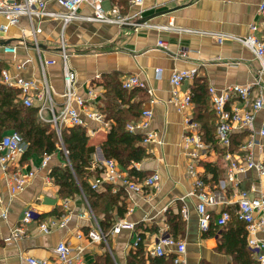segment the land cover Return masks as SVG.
Segmentation results:
<instances>
[{
    "label": "crops",
    "instance_id": "crops-1",
    "mask_svg": "<svg viewBox=\"0 0 264 264\" xmlns=\"http://www.w3.org/2000/svg\"><path fill=\"white\" fill-rule=\"evenodd\" d=\"M262 1L264 0H145L141 7H131L129 0H105L103 6L106 11L117 5L122 15L132 16L140 10L141 14L136 18L138 22L143 18L159 15L149 21V24L154 27L173 24L176 30L159 31L145 26L136 30L131 27L77 20L63 31L59 21L43 18L34 21V26L41 29L37 35L39 49L36 47L31 23L27 18H22L7 35L0 33V66L12 76L42 81L40 56L43 61L56 62L55 65L46 66L45 71L58 112L64 103L60 58L63 39L71 55L70 66L77 76L78 94L87 97L91 92L95 101L91 102L90 108L102 113L109 124L105 127L92 122L89 130L92 131L91 135L87 129L89 145L96 148L92 171L98 166L97 162L105 159L101 146L107 141L111 127L115 124L113 120H106V115L101 110L104 107L107 76L116 75L120 83L126 77L137 76L147 84L153 91V96L148 95L145 90H127L128 93H135L130 103L146 100L143 111H154L149 131L158 133L163 141L162 145L154 142L142 145L148 157L136 164V167L146 177L155 173L160 177L158 188L147 191L144 196L127 190L121 184H104L96 192L99 197L92 198L91 203L84 194L66 197V190L58 187L50 177L53 167L65 166L67 162L59 151L52 155L47 169L41 168L44 156L37 155L27 158L25 154L18 155L14 163L8 164L7 171H3L0 165V196L3 198L0 215L3 210L9 213L6 220L0 216V264H28L26 257L56 264L55 249L60 242L68 243L74 256L81 249L83 264H94L98 257L107 253L113 257L116 264H127L129 253L136 251L134 245L138 239L141 242L142 238L144 251L148 256L159 238L163 235L172 237L168 220L171 215L178 214L182 217L184 229L177 240L186 243L188 264L234 263L233 255L229 254L225 247L218 250L224 242L223 231L245 227V224L237 219L235 190L228 181V162L225 160V154L229 151L238 155L242 143L249 140L250 133H235L229 150L218 147L214 137L216 123L210 97L207 104H204L202 93L195 90V83L203 84L209 96L210 87L224 90L232 85H249L255 81L259 63L254 55L231 39L219 44L217 37H246L253 23L264 32V16L258 12ZM47 10L64 12L55 0H47ZM79 14L91 15L92 9L83 6ZM7 41L11 43L5 45L4 42ZM160 41L165 42L164 47L158 45ZM5 46L17 47V53L6 54ZM18 66L22 68L18 69ZM194 69L197 70V76L185 81L180 89L181 94L192 93L193 104L189 110L179 113L172 103L173 87L170 78L176 71ZM0 82L2 83L1 77ZM258 93L259 89L256 87L252 91V97H257ZM152 101L154 103H151ZM232 103L246 109L245 105L235 99ZM41 104L36 100L33 108L22 107L23 120L39 121L38 108ZM19 105L22 106L20 100ZM128 106L129 104L126 105ZM188 114L198 125V130L189 129L186 125L185 118ZM263 123L264 109L256 115V132ZM198 131L203 133L207 150L202 152L201 159L194 161L191 156L194 147H186L183 139ZM254 152L256 160L264 159V154L258 147ZM191 165L195 167L198 177L189 173ZM18 171L25 175L28 181L21 192L13 194L10 190V178ZM32 172L35 176L28 177ZM98 176L94 172L89 183ZM237 177L240 181L239 192H249L254 186H259L255 172L249 171ZM197 178L204 180L207 190L218 193L223 202L208 209L213 231V235L209 237L200 231L198 200L192 195L198 191L195 187ZM27 210L34 211L36 218L24 226L26 237L18 242L7 243L5 239L10 236L12 230L23 225L22 220ZM184 211L188 219L184 218ZM224 211L232 216V220L226 226L219 227L216 222ZM68 216H71L70 222L61 226ZM121 220L133 223L135 230L114 235L113 229ZM42 222L55 225L51 234L42 233ZM96 229L102 231L104 241L89 240V232ZM248 250L252 255L251 250ZM172 257L173 254L168 258ZM252 258L255 261L253 255Z\"/></svg>",
    "mask_w": 264,
    "mask_h": 264
},
{
    "label": "built area",
    "instance_id": "built-area-1",
    "mask_svg": "<svg viewBox=\"0 0 264 264\" xmlns=\"http://www.w3.org/2000/svg\"><path fill=\"white\" fill-rule=\"evenodd\" d=\"M60 7L63 8V13L49 12L47 10V0H0V33L7 35L10 29L17 26L22 18H27L32 27V36L39 49L37 35L41 29L34 26V21H40L43 18L59 21L62 30L64 31L70 24L77 20H83L92 23H101L108 25H116L118 27H131L139 29L140 27L155 28L159 31H174L176 27L173 24L167 26L154 27L149 22L139 25L136 18L141 14L139 10L132 16H124L121 14L119 6H113L109 11L104 9L105 0H55ZM145 0H129L131 7H141ZM83 6L90 7L92 14L81 16L80 10ZM258 12L264 16V1L259 4ZM3 21V22H2ZM226 39H231L245 48H247L259 63L258 76L255 81L249 85H232L224 90H218L215 87L208 89L210 103L215 114L216 130L215 142L218 147L229 150L232 147V138L235 133L249 132V140L242 143L238 155L234 152H227L225 160L228 162V181L233 185L235 190L234 200L237 205V219L245 224L247 233V246L251 250L252 255L257 264H264V159L256 160L255 148L264 154V123L260 130H255L256 115L264 109V32H261L260 27L253 23L250 25V33L246 37H234L230 35H219L217 41L223 44ZM160 47L165 46V42L160 41ZM6 54L15 55L17 47L5 46ZM40 52V51H39ZM70 53H68L65 42L62 39L60 58L62 60L63 81H64V103L61 111H57L56 105L52 98L51 88L46 78V66L55 65L54 60L43 61L40 56L43 80L35 79L24 80L12 76L7 70L1 72L2 84L10 89L18 91V99L21 101L22 107L31 109L34 107L35 101L41 102L38 108L39 121L49 123L54 126L60 141H62V132L66 129L74 127H83L88 129L89 134L90 124L92 122L100 123L105 127L109 124L105 121L104 115L99 111L90 108L91 102L95 101V96L89 92L87 97L78 94L76 83V73L70 66ZM22 66H18L21 69ZM158 74L160 72H157ZM197 76V70L176 71L170 78V83L173 87L172 103L176 106L179 113H184L189 110L193 104V95L191 92L181 94L180 89L183 83L189 79H194ZM159 77V76H158ZM99 78V77H98ZM122 88L125 90H145L148 95L153 96V91L148 88L147 84L137 76H129L121 81ZM259 89L257 97H252V91L255 88ZM241 102L245 108H241L238 104L232 103L233 100ZM151 103H154L152 101ZM154 111L145 109L141 118L137 122H129L127 131L133 134L143 133L142 145L149 143H157L162 145L163 141L159 138L158 133L149 131ZM185 123L189 129L198 130V125L194 123L188 114L185 118ZM258 138H256V135ZM141 135V134H140ZM183 142L185 146H193L194 150L191 153L195 160L202 158V152L205 153L207 145L203 140V133L200 131L187 135ZM28 150V144L23 136L16 132L10 131L4 133L0 137V165L3 171H7L8 164L14 163L18 155H23ZM64 154L68 162L69 152L63 147ZM203 153V154H204ZM52 155L43 157L41 168L47 169L51 162ZM98 166L95 169L100 171L97 178L91 183V188L98 191L104 184L115 186L121 184L127 190L144 196L147 191L158 188L160 177L157 173L140 181L136 177L130 175L129 170L123 168L114 159H104L97 162ZM138 172L140 170L136 164L132 167ZM249 171L255 172L258 178L259 186L253 187L251 191L239 192L238 187L240 181L239 174H245ZM189 173L198 177L194 166L189 167ZM35 173L32 172L28 177L33 178ZM28 178L21 172H15L10 178V190L13 194L21 192L27 184ZM195 187L198 191L192 193L198 200L197 212L199 216V228L202 234L209 231L211 219L208 215V209L222 204L218 193L207 190V184L202 179H196ZM3 207V198L0 196V210ZM8 211L1 212L3 220L8 219ZM183 216L188 219L186 211ZM36 214L32 210H27L24 214L23 225L12 230L10 236L5 239L7 243L18 242L24 239L27 231L25 225L30 224L35 220ZM71 220V216L64 219L61 226H65ZM232 220V216L224 211L217 219V226H226ZM54 224L42 222L40 229L42 233L49 235L52 233ZM135 230V225L126 220L119 221L114 229L113 234L119 235L124 231L132 232ZM82 238L81 236H79ZM91 242H102L105 236L100 229L92 230L88 234ZM140 239L134 246H138ZM168 249V250H166ZM56 264H83L81 249L77 255H72V249L68 243L60 242L56 249ZM173 254L172 264H188L186 243L178 241L171 236L163 235L159 238L154 249L149 251L148 255L153 257H169ZM28 264H48L46 261L34 257H26Z\"/></svg>",
    "mask_w": 264,
    "mask_h": 264
},
{
    "label": "trees",
    "instance_id": "trees-1",
    "mask_svg": "<svg viewBox=\"0 0 264 264\" xmlns=\"http://www.w3.org/2000/svg\"><path fill=\"white\" fill-rule=\"evenodd\" d=\"M2 70L3 68L0 66V77ZM195 84V90L202 93L204 104H207L209 96L204 85ZM105 88L104 107L101 110L105 113L106 120H113L115 124L111 127L107 141L101 146L104 157L108 160H116L123 168L129 170L130 175L136 176L142 181L147 177L132 167L148 157V154L142 146L143 135L127 131V124L139 121L146 100L130 103L135 97V93H128L123 89L118 77L114 74L106 77ZM18 95V91L10 89L0 82V137L9 131L20 133L28 144L26 158L33 155L41 157L54 155L59 151L65 159L64 147L69 152L68 162L65 163V166L53 167L50 177L58 187L66 190V197L84 194L91 203V199L99 197V195L96 193L97 191L92 190L91 183H89L90 178L94 172L99 175L100 171L95 168L94 172L92 171L93 155L96 153V148L89 145L90 138L87 129L83 127L66 129L62 132V141H60L52 124L23 120L22 106L19 105ZM127 104H129L128 107H126ZM168 223L172 237L177 240L184 229L181 215H171ZM212 232L210 225L206 237L212 236ZM222 235L224 242L218 247V250L225 247L227 252L233 255V264H255L247 247L245 227H234L228 232L223 231ZM172 261L173 257L146 256L141 238L136 251L129 253L127 264H172ZM94 264L116 263L113 257L107 253L98 257Z\"/></svg>",
    "mask_w": 264,
    "mask_h": 264
},
{
    "label": "water",
    "instance_id": "water-1",
    "mask_svg": "<svg viewBox=\"0 0 264 264\" xmlns=\"http://www.w3.org/2000/svg\"><path fill=\"white\" fill-rule=\"evenodd\" d=\"M157 16H159V15H153V16L148 17V18H143L138 23H139V25L145 24V23L151 21L152 19H154ZM10 43H11V41L4 42L5 45H8Z\"/></svg>",
    "mask_w": 264,
    "mask_h": 264
},
{
    "label": "rangeland",
    "instance_id": "rangeland-1",
    "mask_svg": "<svg viewBox=\"0 0 264 264\" xmlns=\"http://www.w3.org/2000/svg\"><path fill=\"white\" fill-rule=\"evenodd\" d=\"M66 159V158H65Z\"/></svg>",
    "mask_w": 264,
    "mask_h": 264
}]
</instances>
